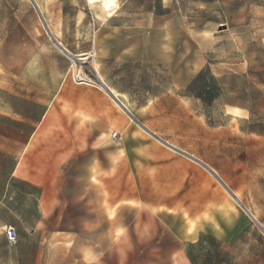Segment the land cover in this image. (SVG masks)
Masks as SVG:
<instances>
[{"label":"crops","instance_id":"crops-1","mask_svg":"<svg viewBox=\"0 0 264 264\" xmlns=\"http://www.w3.org/2000/svg\"><path fill=\"white\" fill-rule=\"evenodd\" d=\"M106 4L115 9L111 15ZM121 5V0H0V60L30 58V28L49 26L47 20L62 26L70 12L78 14L71 19L93 9L103 15L91 20L101 85L67 78V62L59 82L34 85L39 98L9 94L33 100L36 118L16 116L18 127L0 123V264H193L187 252L198 264L193 251L204 239L227 244L213 217L192 207L186 188L193 170L216 168L133 112L131 102L153 105V91L140 102L138 91L119 83L121 67L135 62L138 73L155 70L158 78L174 82L175 53L161 46L159 31L161 26L168 31L170 23L138 37L119 18ZM16 74L15 67L0 63V75ZM13 86L8 79L0 90ZM230 195L242 205L232 190ZM5 226L15 228L14 244L7 242ZM161 228L171 236L169 244L160 242ZM137 251L147 253L139 257Z\"/></svg>","mask_w":264,"mask_h":264},{"label":"rangeland","instance_id":"rangeland-1","mask_svg":"<svg viewBox=\"0 0 264 264\" xmlns=\"http://www.w3.org/2000/svg\"><path fill=\"white\" fill-rule=\"evenodd\" d=\"M121 3L119 18L130 34L139 37L154 25L169 22L168 31L162 26L159 29L165 40L161 46L175 53L177 78L173 83L162 74L158 78L155 70L138 73L137 62L121 67L119 83L138 91L135 100H150L152 91L156 98L153 105L142 108L130 100L133 112L216 168L217 174L202 168V174L193 170L186 188L192 207L199 206L201 214L213 217L227 244L220 247L204 239L193 251L196 262L264 264V0ZM114 10H106L107 15ZM77 15L70 12L62 26L47 20L49 26L30 28V58L0 60L17 70L15 76L0 75V83L8 79L15 82L10 92L0 90V123L18 127L13 119L16 116L34 120L33 100L41 94L34 85L59 82L67 62L71 65L67 78L77 82L79 76L87 83L101 85L95 72L91 20L103 15L93 9L71 19ZM56 35L61 43L56 42ZM152 50L156 51L155 47ZM10 93L29 95L33 100L21 102L18 97H9ZM231 190L245 209L230 195ZM171 241L161 228L160 242L165 245ZM145 253L135 252L139 257Z\"/></svg>","mask_w":264,"mask_h":264},{"label":"built area","instance_id":"built-area-1","mask_svg":"<svg viewBox=\"0 0 264 264\" xmlns=\"http://www.w3.org/2000/svg\"><path fill=\"white\" fill-rule=\"evenodd\" d=\"M83 79L79 76H77V82H81ZM111 136L113 138H119V134L117 132H112ZM4 234L6 237V240L9 244H14L16 242L17 234L16 230L13 226H5L4 227Z\"/></svg>","mask_w":264,"mask_h":264},{"label":"bare ground","instance_id":"bare-ground-1","mask_svg":"<svg viewBox=\"0 0 264 264\" xmlns=\"http://www.w3.org/2000/svg\"><path fill=\"white\" fill-rule=\"evenodd\" d=\"M106 7H107V11H110L112 9V7H109L107 4H106ZM81 82H86V81H81ZM115 95V94H114ZM214 172V170H212Z\"/></svg>","mask_w":264,"mask_h":264},{"label":"trees","instance_id":"trees-1","mask_svg":"<svg viewBox=\"0 0 264 264\" xmlns=\"http://www.w3.org/2000/svg\"><path fill=\"white\" fill-rule=\"evenodd\" d=\"M187 256L189 257V259L191 260V262L194 264V260L191 258V256H190V253H189V252H187Z\"/></svg>","mask_w":264,"mask_h":264},{"label":"water","instance_id":"water-1","mask_svg":"<svg viewBox=\"0 0 264 264\" xmlns=\"http://www.w3.org/2000/svg\"><path fill=\"white\" fill-rule=\"evenodd\" d=\"M62 50H64V48H62ZM65 51V50H64ZM235 199L239 202V200L235 197ZM240 203V202H239ZM252 216V215H251Z\"/></svg>","mask_w":264,"mask_h":264}]
</instances>
